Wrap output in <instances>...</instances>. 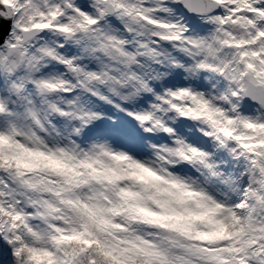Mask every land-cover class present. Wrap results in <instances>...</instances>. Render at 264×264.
Listing matches in <instances>:
<instances>
[{
    "label": "snow or ice",
    "instance_id": "obj_1",
    "mask_svg": "<svg viewBox=\"0 0 264 264\" xmlns=\"http://www.w3.org/2000/svg\"><path fill=\"white\" fill-rule=\"evenodd\" d=\"M0 264H264V0H0Z\"/></svg>",
    "mask_w": 264,
    "mask_h": 264
}]
</instances>
